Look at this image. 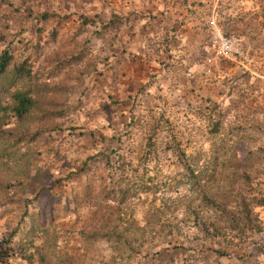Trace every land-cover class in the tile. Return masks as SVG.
<instances>
[{
	"label": "rangeland",
	"instance_id": "obj_1",
	"mask_svg": "<svg viewBox=\"0 0 264 264\" xmlns=\"http://www.w3.org/2000/svg\"><path fill=\"white\" fill-rule=\"evenodd\" d=\"M6 54L4 264H264V0H0Z\"/></svg>",
	"mask_w": 264,
	"mask_h": 264
},
{
	"label": "trees",
	"instance_id": "obj_2",
	"mask_svg": "<svg viewBox=\"0 0 264 264\" xmlns=\"http://www.w3.org/2000/svg\"><path fill=\"white\" fill-rule=\"evenodd\" d=\"M8 61H9V56L7 54L0 57V75L5 72V70L8 66ZM19 100H20V106L22 108L21 113H26L30 107L31 100L26 99L23 96H20ZM178 157L183 158V157H185V154L179 153ZM107 164H109V162H107ZM205 200L210 201L211 199L205 197ZM211 201H212V203H214L213 202L214 200H211ZM218 205H220V202H218ZM256 205L262 206L263 204L258 201V202H256ZM220 208H219V210H220ZM222 209H224V208H222ZM222 211H224V210H222ZM246 214H247L246 215L247 219L246 218H241V219H243V220L246 219V220H248V222L252 221L251 218L253 219L254 216L253 215L251 216V213H249L248 211L246 212ZM227 221H229L231 224H236V219H230ZM255 221H256V218H255ZM256 223H257V221H256ZM225 224H227V222H225ZM251 229L253 231H259V226L257 224H255ZM213 231L214 232H211V233L208 232V234L211 235L212 238H218L220 236V234L218 233V228H214ZM13 235L14 234L11 233L9 235V237H12ZM6 242H8V240H5V239L0 240V264L5 263L3 261L6 257H8V251L11 249L10 246L8 244H6ZM217 253L220 254V252H217Z\"/></svg>",
	"mask_w": 264,
	"mask_h": 264
},
{
	"label": "crops",
	"instance_id": "obj_3",
	"mask_svg": "<svg viewBox=\"0 0 264 264\" xmlns=\"http://www.w3.org/2000/svg\"><path fill=\"white\" fill-rule=\"evenodd\" d=\"M140 18V17H139ZM192 19V18H191ZM140 20V19H139ZM139 20H137V21H139ZM142 20V19H141ZM159 25L160 26H162V27H166V26H163V24L162 23H160L159 22ZM137 26H135V28H136ZM177 27H179L178 26V24H177V22L175 21V20H172L171 19V25H170V28H177ZM207 27V26H206ZM174 30V29H173ZM135 31H136V29H135ZM193 32H194V29H193V25L190 23L189 24V21L187 20L186 21V24L185 25H183V26H181V27H179V29L178 30H176V32H175V34H179V36L180 37H182V38H184V37H188V36H190V35H192L193 34ZM151 33V32H150ZM141 34V32H136V33H133V35H140ZM121 40L124 42H128L129 40L127 39V37L125 36V35H122L121 36ZM126 44L127 43H124V45L126 46ZM124 47V46H123ZM134 47V49L135 50H133V48H130L128 51H124L123 49H122V52L124 51V53H125V55H129L131 52H137V48L135 47V46H133Z\"/></svg>",
	"mask_w": 264,
	"mask_h": 264
},
{
	"label": "built area",
	"instance_id": "obj_4",
	"mask_svg": "<svg viewBox=\"0 0 264 264\" xmlns=\"http://www.w3.org/2000/svg\"><path fill=\"white\" fill-rule=\"evenodd\" d=\"M209 21H210L208 22L209 25L212 26L213 29L216 28V24L214 20L210 19ZM215 39L214 40L218 43L217 49L220 54L225 55V56L227 55L232 56L233 54L238 52L235 44L229 38H224V37L215 35Z\"/></svg>",
	"mask_w": 264,
	"mask_h": 264
}]
</instances>
